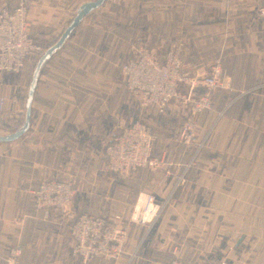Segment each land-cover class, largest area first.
I'll return each mask as SVG.
<instances>
[{"label": "crops", "instance_id": "0c3cea01", "mask_svg": "<svg viewBox=\"0 0 264 264\" xmlns=\"http://www.w3.org/2000/svg\"><path fill=\"white\" fill-rule=\"evenodd\" d=\"M93 1L28 0L33 41L44 52L57 42L78 8ZM135 2L141 10L138 18L116 24L120 20L114 18L115 8L121 11ZM259 3L106 0L85 17L44 66L27 133L0 144V256L20 247V264H45L46 256L60 252L56 233L40 228L54 211L48 216L35 212L31 192L59 176H93L102 171L123 178L129 208L139 205L146 194L166 207L158 232L165 251L172 250L177 258L205 264L223 253L231 264H264V24L255 18ZM7 8H14L13 4ZM175 42L183 43L187 69L219 63L231 77V91L214 93L213 110L202 117L175 110L164 114L141 110L150 115L139 122L160 139L152 157L175 166L185 179L182 193L176 190V178L164 173L165 167L128 176L103 169L105 147L133 123L134 101L121 65L134 59L140 48L166 52ZM24 68L19 74L0 73L4 120L21 116ZM151 114L156 118H149ZM175 119L180 123L168 129V120ZM188 119L197 124V139L190 146L175 141ZM199 143L203 145L197 151ZM74 189L76 195L75 185ZM75 199L67 212L75 208ZM138 237L128 232L116 260L95 259L93 264H152L147 253L133 251ZM66 250L67 264H81L72 246Z\"/></svg>", "mask_w": 264, "mask_h": 264}, {"label": "built area", "instance_id": "2783aa9c", "mask_svg": "<svg viewBox=\"0 0 264 264\" xmlns=\"http://www.w3.org/2000/svg\"><path fill=\"white\" fill-rule=\"evenodd\" d=\"M117 3L120 0H107ZM28 0H20L12 9H0V73L19 74L29 59L39 57L43 49L31 37V25L27 19ZM255 18L264 24V0H260ZM183 43L175 42L166 51L160 52L140 48L136 57L120 67L129 97L141 110H154L158 114L175 110L202 117L213 110L212 95L231 91V77L225 74L219 63L198 65L187 69L182 61ZM4 99L0 97V123ZM197 139L196 121L186 120L176 142L186 146ZM168 140V139H166ZM202 143L196 145L198 151ZM160 147V139L153 136L150 128L139 121L123 128L113 143L104 149V171L128 176L141 169H161L176 178V190L182 193L185 179L178 175L174 165L152 157ZM74 182L69 177L63 180L44 181L31 192L35 212L47 215L49 211L66 213L74 200ZM162 205L146 194L140 206L134 210L131 221L139 227H149L157 218ZM115 219V218H114ZM83 214L75 218L70 228L72 254L81 264H93L95 259L116 260L122 253L129 230L116 220ZM20 247H14L6 257L0 256L5 264H20ZM162 264L190 263L179 258ZM205 264H231L227 255L217 253Z\"/></svg>", "mask_w": 264, "mask_h": 264}, {"label": "rangeland", "instance_id": "374dc122", "mask_svg": "<svg viewBox=\"0 0 264 264\" xmlns=\"http://www.w3.org/2000/svg\"><path fill=\"white\" fill-rule=\"evenodd\" d=\"M20 0H3L1 8L3 7H10V4H13V7L18 5ZM131 7V8H130ZM0 8V9H1ZM117 13L115 14V20L119 19L117 23H121L122 25H127L129 20L131 21L137 19L140 12L139 5L135 2L132 6H128V8L121 10L120 8H115ZM119 11V12H118ZM120 24V25H121ZM141 27L140 24L137 25ZM151 25H147L149 31ZM156 30L155 25L152 26V29ZM141 29H144L141 27ZM126 32V31H125ZM155 33V31H152ZM143 35L146 33H142ZM143 35L139 34L138 37H142ZM153 39V38H152ZM154 40V39H153ZM28 63V62H27ZM25 64V93L22 103V113L20 118H14L12 116L6 118L5 120L1 117L0 123V135H9L12 131L17 130L21 127L24 121V103H25V95L27 92V88L31 79L32 69L34 68L36 62H30ZM24 71V70H23ZM0 97L4 98L3 95L0 94ZM5 107V106H4ZM149 112L142 111L137 105V103L132 102V122L135 121H144L145 116H149ZM152 115V114H151ZM3 116V113H2ZM149 118L155 119L153 115ZM149 122V121H147ZM146 122V123H147ZM180 123V120L175 119L168 120V129H172L173 126H177ZM148 124V123H147ZM149 125V124H148ZM167 129V131H169ZM166 131V132H167ZM71 178L74 182L76 187V202L75 208H72L70 211L62 214V213H51L46 219V224H42L40 226L41 230L50 232L52 234L56 233L58 236V240H54L55 242L61 245V251L54 254H49L46 256L45 264H67L65 261L67 255V247L68 249L71 248V240H70V228L75 220V218L80 214H95L101 217H106L108 220H113L114 218H118L116 220L119 224L126 227L130 233H137L139 235L138 239L135 242V247H133V251L135 253H147L148 257H152L150 260L152 264H162L165 261L173 260L177 258L176 256L172 255V250L165 251L163 248V240L161 232L159 233L160 227V220H161V213L166 207H161L158 213L157 218L149 227H139L135 225L131 221V217L134 214V210L138 209L140 204L137 206H132L129 208V200L126 197V194L123 190L124 181L122 177H111L110 175H105L102 171L95 174L93 176H83L79 177L78 175H70L69 176H59L54 180H63L66 178ZM111 180L110 183L108 180ZM114 185L115 188L112 189ZM78 209V210H77ZM50 218V222L48 219ZM114 219V220H115ZM165 251V252H164ZM66 252V253H65ZM139 253V254H140ZM146 255V254H145Z\"/></svg>", "mask_w": 264, "mask_h": 264}, {"label": "water", "instance_id": "95a60500", "mask_svg": "<svg viewBox=\"0 0 264 264\" xmlns=\"http://www.w3.org/2000/svg\"><path fill=\"white\" fill-rule=\"evenodd\" d=\"M106 0H95L93 2H88L81 5L74 18L71 20L69 25L66 27L60 38L57 42L46 49L37 59L36 64L34 66L31 79L28 85L25 103H24V121L20 128L9 135H0V144L12 143L20 139L23 135H25L29 129L30 125V112H31V104L35 92V88L37 85V81L39 76L44 68V66L48 63L50 58L59 51L64 44L66 43L67 39L73 33V31L77 28V26L81 23V21L87 17L92 12L96 11L100 8Z\"/></svg>", "mask_w": 264, "mask_h": 264}, {"label": "trees", "instance_id": "16d2710c", "mask_svg": "<svg viewBox=\"0 0 264 264\" xmlns=\"http://www.w3.org/2000/svg\"><path fill=\"white\" fill-rule=\"evenodd\" d=\"M37 58H38V57H34V58H33L34 62L37 61ZM14 131H16V130H14ZM14 131H12L11 133H13Z\"/></svg>", "mask_w": 264, "mask_h": 264}]
</instances>
